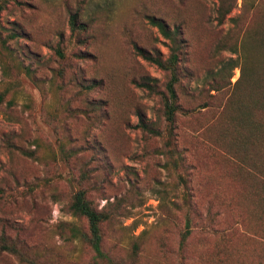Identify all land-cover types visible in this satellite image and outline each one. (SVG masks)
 Masks as SVG:
<instances>
[{
    "label": "rangeland",
    "instance_id": "rangeland-1",
    "mask_svg": "<svg viewBox=\"0 0 264 264\" xmlns=\"http://www.w3.org/2000/svg\"><path fill=\"white\" fill-rule=\"evenodd\" d=\"M261 34L264 0H0V264H264Z\"/></svg>",
    "mask_w": 264,
    "mask_h": 264
},
{
    "label": "trees",
    "instance_id": "trees-1",
    "mask_svg": "<svg viewBox=\"0 0 264 264\" xmlns=\"http://www.w3.org/2000/svg\"><path fill=\"white\" fill-rule=\"evenodd\" d=\"M228 11L229 8L225 9L224 14L228 13ZM150 21L153 25L157 26L161 31V33L164 35V37L169 40L170 56L167 59H163L160 56H155L147 52L145 48L139 45H135V50L139 55H141L145 59L157 64L160 68L170 72L171 78L167 85L169 91V97L166 100V106H167L166 113L168 119L170 121H173L175 114L178 111V105L176 104L178 99L176 84L179 81L177 66L180 59V51L182 44L178 32L169 29L163 21L154 17H151ZM77 23H78L77 18L74 15L71 19L72 27L75 28L78 25ZM260 38L262 39L263 41L262 43L264 45V34H261ZM244 76H247L248 79H253V78L256 79L259 76V74L254 73L253 76H250L249 73L246 72V70L242 69V75L240 80ZM140 85L147 88L154 87V85L151 84V78L149 77H146L144 82H142ZM2 100H3L2 96L0 95V103L2 102ZM254 107L264 110V98L261 100L254 99ZM252 122H253V128L250 130V132L252 131V134L259 133L258 129L260 128V124L255 121ZM140 123L144 130L155 134L160 133L159 130H157L154 127H151L149 123L143 121L142 119ZM261 138L264 141V137ZM249 155L252 156L251 154ZM245 158L250 159L249 156L246 154H245ZM70 208L75 214L84 216L88 220L89 235H87L86 239L88 243L91 245V247L94 249V251L96 252V257L97 258L107 257V255L104 253L102 249V231H101V224L107 217L106 214L103 211H100L93 206L92 202L88 199L85 190H79L74 194ZM30 264H38V263L32 262ZM90 264H98V263L94 262Z\"/></svg>",
    "mask_w": 264,
    "mask_h": 264
}]
</instances>
